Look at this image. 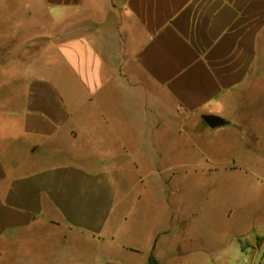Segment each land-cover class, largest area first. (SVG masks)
I'll use <instances>...</instances> for the list:
<instances>
[{"label": "crops", "instance_id": "0c3cea01", "mask_svg": "<svg viewBox=\"0 0 264 264\" xmlns=\"http://www.w3.org/2000/svg\"><path fill=\"white\" fill-rule=\"evenodd\" d=\"M41 3L63 11L59 28L14 38L16 51L50 45L0 98V264H148L155 237L158 263L193 264L206 249L198 231L179 230L170 255L168 230L125 223L108 161L129 151L161 160L172 128L259 142L253 164L227 167L264 168V0ZM202 115L227 124L208 128ZM83 133L94 151L77 156ZM62 143L70 159L95 161L54 160Z\"/></svg>", "mask_w": 264, "mask_h": 264}, {"label": "rangeland", "instance_id": "374dc122", "mask_svg": "<svg viewBox=\"0 0 264 264\" xmlns=\"http://www.w3.org/2000/svg\"><path fill=\"white\" fill-rule=\"evenodd\" d=\"M61 14L58 6L45 8L41 0H0V98L11 88L12 72L27 70L29 56L41 55V47L50 45V40L42 38L33 50L16 51L11 47L14 38L23 42L34 26L38 28L36 33L48 27L58 29ZM33 68L35 73L40 71L39 64ZM250 113L259 121L263 114L260 104L255 103ZM214 134H191L182 139L169 128L164 140L167 153L161 154V160L148 161L146 153H140L138 160L129 151L119 162L108 161L121 204L118 210L125 223L137 226L142 235L168 230L170 255L174 254L179 230L201 233L206 249L195 251L200 257L193 264H259L264 253V168L227 167L231 160L253 164L259 142L247 141L233 132ZM86 136L83 133L74 146L77 156L94 151L85 142ZM67 144L60 147L61 159L54 160L73 161L84 167L95 161L70 159L73 157L66 153Z\"/></svg>", "mask_w": 264, "mask_h": 264}, {"label": "water", "instance_id": "95a60500", "mask_svg": "<svg viewBox=\"0 0 264 264\" xmlns=\"http://www.w3.org/2000/svg\"><path fill=\"white\" fill-rule=\"evenodd\" d=\"M201 118L204 121V125H206L208 128L211 129L227 124V122L224 119L215 115H205V116L202 115ZM154 249H156V240L154 241L152 249H150V252L148 254L147 257L148 264H160L158 263L157 259L154 256Z\"/></svg>", "mask_w": 264, "mask_h": 264}]
</instances>
